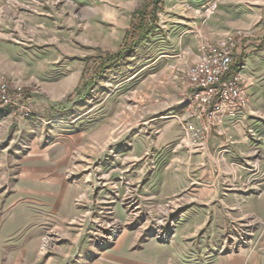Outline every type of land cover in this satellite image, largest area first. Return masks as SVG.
I'll use <instances>...</instances> for the list:
<instances>
[{
  "label": "rangeland",
  "instance_id": "374dc122",
  "mask_svg": "<svg viewBox=\"0 0 264 264\" xmlns=\"http://www.w3.org/2000/svg\"><path fill=\"white\" fill-rule=\"evenodd\" d=\"M144 2L0 0V82L22 93L0 107V264H264V0H164L77 97L87 56L119 50ZM238 28L240 128L187 146L188 69ZM195 179L219 195L196 200Z\"/></svg>",
  "mask_w": 264,
  "mask_h": 264
},
{
  "label": "built area",
  "instance_id": "2783aa9c",
  "mask_svg": "<svg viewBox=\"0 0 264 264\" xmlns=\"http://www.w3.org/2000/svg\"><path fill=\"white\" fill-rule=\"evenodd\" d=\"M245 37L243 29L228 31L215 42L201 41L196 61L188 69V95L186 118L183 122L185 136L182 142L190 146L191 140L207 138L214 128H219L226 117L235 120L249 104L247 79L244 67H234V55L239 42ZM21 91L9 95V85L0 82V107L16 104ZM201 125V132L197 124Z\"/></svg>",
  "mask_w": 264,
  "mask_h": 264
},
{
  "label": "trees",
  "instance_id": "16d2710c",
  "mask_svg": "<svg viewBox=\"0 0 264 264\" xmlns=\"http://www.w3.org/2000/svg\"><path fill=\"white\" fill-rule=\"evenodd\" d=\"M163 2L164 0H145L132 14L130 26L119 50L87 56V64L75 89L77 97H81L85 91L88 93L95 82L104 75L106 69L121 62L129 51L155 31L158 23L157 11L163 8Z\"/></svg>",
  "mask_w": 264,
  "mask_h": 264
},
{
  "label": "crops",
  "instance_id": "0c3cea01",
  "mask_svg": "<svg viewBox=\"0 0 264 264\" xmlns=\"http://www.w3.org/2000/svg\"><path fill=\"white\" fill-rule=\"evenodd\" d=\"M245 112L246 111L239 112V114L235 120H233L230 117H226L224 119V123H222L223 125L220 126L221 129L224 128L227 130V132L229 131V133L231 131H234V130L238 131L240 128V125H237L238 124L237 121L239 119H241V117L244 115ZM184 117L186 118V115L183 116V118H182L185 120ZM198 127L201 128V125L199 123L197 124V128ZM200 128H198V129L201 130ZM199 132H201V131H199ZM211 134H213V133H211ZM230 135H232V134L230 133ZM231 137H233V136H231ZM207 138H208L207 140L210 141L213 146H215V144H217L216 146H219V142L214 137L209 135ZM205 170L209 171L210 169L206 168ZM205 170L203 172L201 171L200 176H202V173L203 174L206 173ZM207 179H209V177H207ZM182 184H183V182H182ZM182 184L178 181V182H175L174 185H175V187H179ZM192 184L196 185V187H197L196 196L194 197L196 200H199V199H201V201L209 200L211 197H216L217 195H219L218 193H220L218 191L219 190L218 186H216V184L213 185V183L211 185L210 184L209 185H204V184L199 185L197 183V180L195 179V180H193ZM250 255H251V253L250 254H243L242 253V254H235L234 256H229V258H218L214 264H257L258 260L254 256L251 257Z\"/></svg>",
  "mask_w": 264,
  "mask_h": 264
}]
</instances>
